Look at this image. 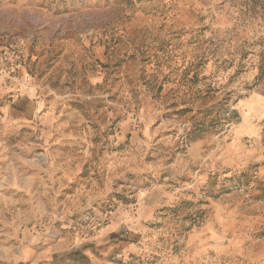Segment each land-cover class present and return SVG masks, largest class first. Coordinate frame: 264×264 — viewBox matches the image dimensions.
I'll use <instances>...</instances> for the list:
<instances>
[{
	"label": "rangeland",
	"instance_id": "obj_1",
	"mask_svg": "<svg viewBox=\"0 0 264 264\" xmlns=\"http://www.w3.org/2000/svg\"><path fill=\"white\" fill-rule=\"evenodd\" d=\"M0 264H264V0H0Z\"/></svg>",
	"mask_w": 264,
	"mask_h": 264
}]
</instances>
